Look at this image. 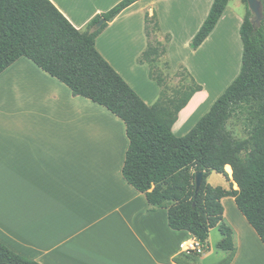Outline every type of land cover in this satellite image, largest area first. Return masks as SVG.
Returning a JSON list of instances; mask_svg holds the SVG:
<instances>
[{
	"label": "crops",
	"instance_id": "0c3cea01",
	"mask_svg": "<svg viewBox=\"0 0 264 264\" xmlns=\"http://www.w3.org/2000/svg\"><path fill=\"white\" fill-rule=\"evenodd\" d=\"M51 1L78 29H86L121 0ZM213 3L139 0L96 40L101 54L153 104L161 91L138 58L148 45L146 12L156 10L161 33L171 35L172 69L185 67L202 86L179 113L173 126L178 136L193 128L241 72L240 30L247 11L242 0H230L211 34L191 47ZM94 106L105 108L74 96L27 57L0 74V241L41 264H179L175 258L187 253L183 245L195 237L172 229L167 209L152 210L146 195L127 182L122 172L129 146L126 125L107 108L106 115L94 116ZM228 200L235 213L234 222L228 221L235 245L229 264H264V243L234 198L223 199L225 213ZM218 249V260H207L210 246L190 262L216 264L232 255Z\"/></svg>",
	"mask_w": 264,
	"mask_h": 264
},
{
	"label": "trees",
	"instance_id": "16d2710c",
	"mask_svg": "<svg viewBox=\"0 0 264 264\" xmlns=\"http://www.w3.org/2000/svg\"><path fill=\"white\" fill-rule=\"evenodd\" d=\"M139 0H121L78 29L51 0H0V74L19 58L38 67L82 96L107 108L124 121L129 146L123 176L144 193L152 210L165 208L174 230L191 233L210 249L211 230L219 227L218 248L232 255L216 264H229L235 254L233 228L225 221L224 198L232 197L264 243V0L263 20L255 28L248 0L241 26L244 45L242 68L235 80L193 128L178 136L173 126L194 94L202 90L187 69L189 85L167 93V57L171 35H163L156 10L146 12L147 48L139 63H147L149 77L161 88L159 99L147 104L126 79L101 54L97 37L115 17ZM230 0H214L209 15L191 41L198 48L219 22ZM104 23L99 26V22ZM162 34L165 39L153 37ZM163 60V62H162ZM162 62V67H161ZM241 121L246 135L234 131ZM204 171L196 192V173ZM232 171L230 177L229 172ZM217 172L232 180L231 188L214 186L209 176ZM237 185V188L234 186ZM201 254L183 253L179 264H194ZM0 264H41L0 241Z\"/></svg>",
	"mask_w": 264,
	"mask_h": 264
},
{
	"label": "rangeland",
	"instance_id": "374dc122",
	"mask_svg": "<svg viewBox=\"0 0 264 264\" xmlns=\"http://www.w3.org/2000/svg\"><path fill=\"white\" fill-rule=\"evenodd\" d=\"M146 32V31H145ZM153 37L155 38H159L161 40H164L165 37L161 34H154ZM169 46V45H168ZM147 48V47H146ZM168 54V52H167ZM168 57V56H167ZM163 62V60H162ZM162 62H161V67H162ZM144 64H147V63H144ZM148 65V64H147ZM165 74H166V84H167V93L169 95H171L176 89H179L183 86H186V85H189L192 80L190 78V76L183 70V69H177V70H164ZM147 75V73H146ZM143 78V80L145 82H147L146 78H144L143 76H138V79H141ZM150 78V77H149ZM148 76H147V79H149ZM137 79V78H136ZM151 79V78H150ZM140 82L139 85L140 86H144L145 85V82ZM153 80V79H151ZM155 81V80H153ZM157 83V81H155ZM158 85V83H157ZM159 86V85H158ZM161 91V88L159 86V93ZM17 102H19V98L17 97ZM211 108V107H210ZM210 108L207 110V111H204L206 110L205 107L201 109V111L198 113L197 116H199L203 111L204 114H206ZM104 110H100L98 109L97 111V107L94 106V116L96 115H101V112L104 113V111H107L105 108H103ZM107 113V112H106ZM105 114V113H104ZM203 114V115H204ZM106 115V114H105ZM196 116V117H197ZM234 128V131L235 133L238 135V136H245L246 135V132H245V128L242 124L241 121H236V123L234 124L233 126ZM190 131V130H189ZM185 134V133H184ZM231 177V176H230ZM208 181L214 185V186H218V185H221V186H224L226 188H231L232 187V180H227L226 177L222 174H219L217 172H213L210 177L208 178ZM235 188H237V185L234 186ZM232 202H230L229 200L227 201L226 203V211H227V214L225 213V217H226V223L228 224L229 222H234L232 221L233 219V214L235 215V213L232 211V208H231V204ZM229 221V222H228ZM229 225V224H228ZM222 236L221 234V231H220V228L219 227H216L214 229L211 230V234H210V238H209V245L211 246V250H212V254L211 256H209L207 258V260H218V255H217V252H220V250L218 249L217 247V242L219 240V238ZM223 238L221 237L220 240H222ZM205 252V251H204ZM203 252V253H204ZM202 253V254H203ZM220 256V255H219Z\"/></svg>",
	"mask_w": 264,
	"mask_h": 264
},
{
	"label": "water",
	"instance_id": "95a60500",
	"mask_svg": "<svg viewBox=\"0 0 264 264\" xmlns=\"http://www.w3.org/2000/svg\"><path fill=\"white\" fill-rule=\"evenodd\" d=\"M248 5L253 13V24L255 28L260 26L262 20H263V10H262V3L260 0H248ZM104 23V20H101L99 22V26H101ZM204 171H198L196 173V192H198L203 184V179H204Z\"/></svg>",
	"mask_w": 264,
	"mask_h": 264
},
{
	"label": "built area",
	"instance_id": "2783aa9c",
	"mask_svg": "<svg viewBox=\"0 0 264 264\" xmlns=\"http://www.w3.org/2000/svg\"><path fill=\"white\" fill-rule=\"evenodd\" d=\"M183 248L187 253L196 252L198 254H202L205 251V248L197 240L184 244Z\"/></svg>",
	"mask_w": 264,
	"mask_h": 264
},
{
	"label": "bare ground",
	"instance_id": "6f19581e",
	"mask_svg": "<svg viewBox=\"0 0 264 264\" xmlns=\"http://www.w3.org/2000/svg\"><path fill=\"white\" fill-rule=\"evenodd\" d=\"M110 121H111V120H110ZM111 122H112V121H111ZM112 124H113V123H112ZM112 124H111V125H112ZM114 125H115V124H114ZM111 127H112V126H111ZM116 127H117V126H116ZM113 128H115V127H113ZM110 129H111V128H110ZM115 129H116V128H115ZM111 133H112V132H111ZM117 134H118V133H117ZM113 135H114V134H113ZM99 152H100V151H99ZM96 154H97V153H96ZM230 172H231V171H230Z\"/></svg>",
	"mask_w": 264,
	"mask_h": 264
}]
</instances>
